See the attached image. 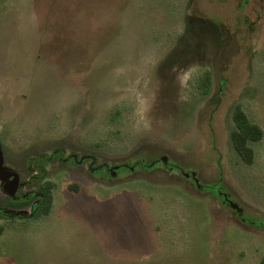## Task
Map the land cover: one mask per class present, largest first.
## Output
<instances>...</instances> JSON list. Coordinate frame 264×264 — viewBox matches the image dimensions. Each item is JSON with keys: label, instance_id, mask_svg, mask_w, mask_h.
Instances as JSON below:
<instances>
[{"label": "rangeland", "instance_id": "rangeland-1", "mask_svg": "<svg viewBox=\"0 0 264 264\" xmlns=\"http://www.w3.org/2000/svg\"><path fill=\"white\" fill-rule=\"evenodd\" d=\"M55 148L47 214L0 179V264H264V0H0L3 168Z\"/></svg>", "mask_w": 264, "mask_h": 264}, {"label": "flooded vegetation", "instance_id": "flooded-vegetation-1", "mask_svg": "<svg viewBox=\"0 0 264 264\" xmlns=\"http://www.w3.org/2000/svg\"><path fill=\"white\" fill-rule=\"evenodd\" d=\"M63 151L61 148H55L52 152L47 151V153H39L35 157H31L27 160L26 168L32 170L28 179L21 180L20 172L17 169H12L13 172L17 174L16 188L14 193L11 195L7 192V204L17 207H28L30 212L36 211L40 207L41 201L45 198V187H50V178L47 175L48 167L54 159L59 163L68 161V157H62ZM84 157L79 158V162L83 163ZM90 163H92V158H90ZM10 180H14V176L7 179V182L1 183V186L5 188L10 187ZM32 187V188H31ZM0 212L1 207H0Z\"/></svg>", "mask_w": 264, "mask_h": 264}, {"label": "trees", "instance_id": "trees-1", "mask_svg": "<svg viewBox=\"0 0 264 264\" xmlns=\"http://www.w3.org/2000/svg\"><path fill=\"white\" fill-rule=\"evenodd\" d=\"M202 89L208 91L210 86V73L205 71L201 76ZM232 119L235 123V128L231 132V139L233 146L241 159L247 163L251 164L255 157V152L251 146V141H258L263 136L262 127L253 122L246 112L244 111L240 103H236L232 112ZM52 205V183L50 187H45V198L41 201L40 207L32 213L33 217H40L43 214H47ZM254 225L253 221L250 222Z\"/></svg>", "mask_w": 264, "mask_h": 264}, {"label": "water", "instance_id": "water-1", "mask_svg": "<svg viewBox=\"0 0 264 264\" xmlns=\"http://www.w3.org/2000/svg\"><path fill=\"white\" fill-rule=\"evenodd\" d=\"M12 176H14V180L9 181L11 186L7 187L5 185L6 191L11 195L14 193V190L16 188L17 174L12 170L3 168V154H2V150L0 149V179L6 180V179H10Z\"/></svg>", "mask_w": 264, "mask_h": 264}]
</instances>
